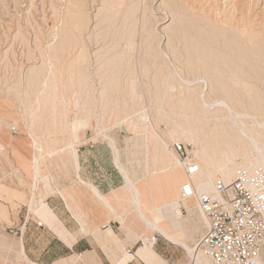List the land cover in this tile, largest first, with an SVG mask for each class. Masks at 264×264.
I'll use <instances>...</instances> for the list:
<instances>
[{
	"label": "rangeland",
	"instance_id": "obj_1",
	"mask_svg": "<svg viewBox=\"0 0 264 264\" xmlns=\"http://www.w3.org/2000/svg\"><path fill=\"white\" fill-rule=\"evenodd\" d=\"M93 136L142 140L144 165L146 147L264 143V0H0V180ZM256 157L230 158L228 180L264 172ZM157 166L140 184L168 194Z\"/></svg>",
	"mask_w": 264,
	"mask_h": 264
},
{
	"label": "crops",
	"instance_id": "obj_2",
	"mask_svg": "<svg viewBox=\"0 0 264 264\" xmlns=\"http://www.w3.org/2000/svg\"><path fill=\"white\" fill-rule=\"evenodd\" d=\"M92 139L44 147L43 158L34 148L33 157L13 163L0 180V264H195L190 253L207 224L196 202L179 196L187 177L178 159L157 157L146 147L144 165L142 140L117 147L114 136L103 146ZM158 164L170 169L173 187L155 196L159 189L151 184L148 193L140 183ZM169 204L166 214L155 215Z\"/></svg>",
	"mask_w": 264,
	"mask_h": 264
},
{
	"label": "built area",
	"instance_id": "obj_3",
	"mask_svg": "<svg viewBox=\"0 0 264 264\" xmlns=\"http://www.w3.org/2000/svg\"><path fill=\"white\" fill-rule=\"evenodd\" d=\"M179 160H186L184 147L175 145ZM188 165V164H187ZM189 181L182 186L181 199L194 200L207 232L195 246L197 254L211 264H260L264 245V172L240 168L231 179L217 178L209 188ZM156 241V239H155Z\"/></svg>",
	"mask_w": 264,
	"mask_h": 264
},
{
	"label": "bare ground",
	"instance_id": "obj_4",
	"mask_svg": "<svg viewBox=\"0 0 264 264\" xmlns=\"http://www.w3.org/2000/svg\"><path fill=\"white\" fill-rule=\"evenodd\" d=\"M194 137H197V135L195 134ZM191 142L194 143L195 139L191 138L189 140V143H191ZM208 146L211 147L213 151H211V149H209ZM233 148H234V152H233ZM252 151L257 156L256 157L257 159H255V161H256L255 163L259 164L261 167H264V143L259 142L254 138L252 140H248L247 143L246 142L244 143L242 141L230 142V141L220 140L217 143H214V144L211 143V145H209L208 142L205 143V142H203V141L201 142L199 140L198 143H195V146L192 148V150L189 151V158L187 159L185 164L180 163L181 166L183 167L185 174H186V177H187L186 181H184L180 185V188H179L180 198H181L182 186L185 183H187V181H189L187 172H188V169H190V166H192V165H190L191 163H194L196 165V170H197V173H195L193 176H191L193 183L194 184H205L207 187L210 188L214 182V175L215 174L219 173L224 179H228L229 177H231L232 173L230 174L228 172V166H227V162L230 161V158H233L239 154L252 153ZM213 153L219 154L220 158H218L217 160H213L212 159ZM190 154L193 158L200 159V165L199 166H198V164H196V162L193 161V159L190 157ZM117 164H118V162H117ZM211 170H212V173H211ZM198 176H199V178L197 179ZM130 188H132L133 195L138 196V191L133 186H131ZM170 208H171V205L169 204L168 206H165L159 210H156L155 215L158 213L164 215L167 213V210ZM196 208H197V205H196ZM197 210H198V208H197ZM151 222H153V221H151ZM156 222L158 223L159 221L156 220ZM153 224L155 225L156 229L160 233L166 235L167 232L161 227L160 224H156L155 222H153ZM152 240H154V242H155V238H152ZM152 240L149 239L147 241L146 239L143 238L144 243H146V241H147V242H149V244H151ZM190 257L192 259V262H194L195 264H211L209 260L200 256L199 253L197 254L195 249L190 253Z\"/></svg>",
	"mask_w": 264,
	"mask_h": 264
}]
</instances>
